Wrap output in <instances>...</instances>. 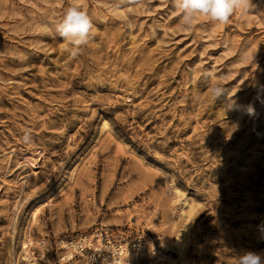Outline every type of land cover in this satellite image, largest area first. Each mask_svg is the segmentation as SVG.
<instances>
[{"label":"rangeland","instance_id":"obj_1","mask_svg":"<svg viewBox=\"0 0 264 264\" xmlns=\"http://www.w3.org/2000/svg\"><path fill=\"white\" fill-rule=\"evenodd\" d=\"M73 2L0 0V264H62L101 227L146 264L264 253V0L190 25L172 0H78L76 56Z\"/></svg>","mask_w":264,"mask_h":264},{"label":"clouds","instance_id":"obj_2","mask_svg":"<svg viewBox=\"0 0 264 264\" xmlns=\"http://www.w3.org/2000/svg\"><path fill=\"white\" fill-rule=\"evenodd\" d=\"M172 5L188 25L198 16L206 17L214 23L226 24L236 13H246L252 7L251 0H172ZM93 29L94 24L88 12L80 6L78 0H74L56 24L55 31L69 42L72 46L71 55L76 56L81 46L89 43ZM211 77L210 72L205 74L206 79ZM208 90L214 99L226 92L224 86L214 83L210 84ZM23 140L30 141V134L26 132ZM237 264H264V253L245 250L237 255Z\"/></svg>","mask_w":264,"mask_h":264},{"label":"built area","instance_id":"obj_3","mask_svg":"<svg viewBox=\"0 0 264 264\" xmlns=\"http://www.w3.org/2000/svg\"><path fill=\"white\" fill-rule=\"evenodd\" d=\"M67 245H63V249L69 250L71 257L62 256V264H132L131 251L139 253L142 243L140 238L131 244L115 240L108 228L101 227L71 240Z\"/></svg>","mask_w":264,"mask_h":264},{"label":"bare ground","instance_id":"obj_4","mask_svg":"<svg viewBox=\"0 0 264 264\" xmlns=\"http://www.w3.org/2000/svg\"><path fill=\"white\" fill-rule=\"evenodd\" d=\"M25 162H26L27 164L34 165V161L31 160L29 157L25 158ZM173 193H174V192H173ZM25 240H26V239H25ZM29 243H30V242L27 240V241H24V242L22 243V245H21V249H22V251H23V253H24V260H26V261H31V259H30V255H29ZM39 245H42V242L39 243ZM64 246H68V245L65 244ZM145 247H147L146 244H142V245H141V250H140V252H139L141 257L134 259L135 261H133L132 264H134V263H135V264H146V259H148V258L150 257V255H151V253H152V250H154L155 247H154L153 245H150L149 247H147L146 250H145ZM125 251H126V248H125ZM65 254H66V255H65L66 258L71 257V254H70V251H69V250H67ZM126 254H127L128 257H130L128 251H126ZM146 256H148V257L146 258ZM133 257H134V256H133ZM133 257H132V258H133ZM150 258H151V257H150ZM32 264H36V263H35V262H32ZM165 264H169V262L167 263V261H166Z\"/></svg>","mask_w":264,"mask_h":264}]
</instances>
